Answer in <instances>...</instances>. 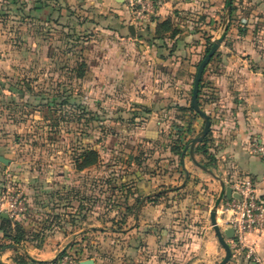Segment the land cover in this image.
I'll return each instance as SVG.
<instances>
[{
    "label": "rangeland",
    "instance_id": "obj_1",
    "mask_svg": "<svg viewBox=\"0 0 264 264\" xmlns=\"http://www.w3.org/2000/svg\"><path fill=\"white\" fill-rule=\"evenodd\" d=\"M67 1L68 6L73 4L72 7H81L75 15L68 14L57 21L55 18H46L43 22L14 15L11 13V0L0 1V155L9 160L6 165L0 162V194L2 196L7 191L11 195L20 194L22 205L16 212H11V216L15 220L25 217L23 218L25 226L28 229L31 227L33 232H35L34 229L38 230L36 235L29 236L28 241L24 242L22 247L17 249L18 251L6 249V253L0 255V264H13L15 262L13 257L24 255V250L27 251L29 257L35 259L54 260L57 258L54 262L47 263L56 264L60 258L56 256L65 246L67 247L64 256L70 257L78 264L80 260L86 259H94L97 264H218L223 259L225 250L214 236L209 219V212L217 197L210 198L207 203V200L201 199V196L195 197V192H191V188L187 189V194L186 192L175 196L170 194L161 199V204L170 209L179 225L176 228L168 226L166 240L160 246V252L156 257L151 256L152 247H149L146 242L144 244L146 248L138 251L137 255L126 251V246L130 242L135 244L137 241L135 230L129 234V237L111 232L114 229L133 225L137 206L142 201V196L137 197L135 190L142 182L141 177L144 174L146 181L151 182V174L159 172L161 179L155 182L157 187L152 189L163 190L173 185L174 181L170 176L171 169H169L171 159L164 161V166L154 162L160 160H157L158 156L165 155L164 151H161L163 147L154 142L149 144L142 139L138 132L141 130H124L120 138L112 135L111 130L117 125V121L111 120V112L114 109L106 94L109 93L105 89L107 86L99 79L87 81V85L83 86L75 81L76 78H73V72L70 69L74 67V62L83 49L86 51L87 60H95L96 63L100 61L99 53L103 49H94V44L98 41L104 43L105 38L101 32L104 33L106 30L101 29L99 23L96 25L97 28L94 27V23L98 21L95 20V13L98 17L99 11H103L105 15L108 14L110 4L103 3L102 0H93L94 3L91 0ZM215 11L217 13L214 14H218L216 16L200 12L186 20L190 22L193 30L201 31L205 37L214 41L220 37L225 25L228 24V19H225L226 11H228L227 5L223 4ZM211 16L214 20L209 18ZM112 23H114L113 19L108 18L104 25ZM230 28L226 32L223 43L229 36ZM34 34L35 39L39 40L40 36L41 43L51 49V57L46 64H43L45 62L39 63L36 57L28 58L26 41L29 38L28 35ZM94 40L97 41L94 42ZM195 54L196 63L199 55ZM210 64L211 62L207 67L208 75L214 76L216 71L214 67L211 69ZM212 65H215V62ZM95 69V71L99 70L98 67ZM162 70L160 68L157 73L161 77L163 75V79L168 80ZM191 70L186 93L187 102L191 100V84L197 67L194 66ZM134 73H131L130 77L136 74L139 78V74ZM27 80H32L33 83ZM160 85L158 80L157 86L154 85L151 91H156ZM29 86L33 87L35 94L39 95L62 93L63 91L66 94L78 95L82 103L98 112L99 122L87 121L92 115H87L82 118L81 122H78L76 112L70 106L65 107L59 113L46 107L40 108L37 106L38 96L27 104L30 98L25 100L24 96L27 94L24 90ZM10 87L12 90H9ZM138 87L144 89L142 84H133L129 88L133 90L132 93L129 90L122 93L115 86L112 90V95H114L112 97L114 100L116 97L117 101L123 98L126 104L130 105L133 103L130 98L133 99L132 96L136 95L135 91H139ZM145 87L149 86L145 85ZM85 88H88L86 95L84 94ZM215 96L211 94L206 98L207 101L203 102V109L213 119L217 117L219 107ZM170 103V101L167 102V105ZM101 107L104 108L101 109ZM170 115L166 114V119L169 120ZM144 118L142 115L139 121L143 122ZM200 121L199 132L203 128L204 119L201 117ZM88 147L95 148L99 152L100 161L92 167L77 171L72 161ZM133 154L140 159H129L128 156ZM147 159H151L153 164H143ZM8 169H10L11 180L6 183L2 179L4 173H8ZM125 176L128 177L126 181ZM184 178L183 174L175 182H181ZM192 181L197 184L201 182V179L194 177ZM197 189L209 192V186L206 184L198 186ZM60 190L63 191L62 194ZM78 191L79 194H77ZM189 192L194 195L191 200L195 201L192 203L199 205V208L193 209L196 210V216L192 218H190L192 204H189L191 203L190 198H187V195L191 194ZM100 197H104L105 200L101 204L103 212H98L97 215L90 211ZM153 201L157 202V199ZM71 202L78 209L80 216L88 215L87 221L82 223L81 227L87 229L88 225L93 224L101 227L99 229L102 230L89 232L78 239L71 236V232L64 230L67 226L66 221L71 218V210L66 208ZM129 204L131 206L126 207ZM28 205L42 210L48 208L50 214L45 210L34 213ZM4 207L6 209V206ZM23 207L26 209L24 212L20 210ZM219 216L224 219V216ZM200 221H206V227L200 224ZM220 226L222 230L226 228L224 221L223 223L220 221ZM57 230L61 231V235L65 234L68 237L59 240L56 236ZM194 239L200 241L194 242ZM226 239L232 249V258L227 264H263L261 256L257 254L260 259L257 262L248 257L246 249L237 245L234 238ZM201 240H205L203 248L207 251L203 252L202 257L197 255L196 251ZM140 246L143 245L140 243L139 248Z\"/></svg>",
    "mask_w": 264,
    "mask_h": 264
},
{
    "label": "crops",
    "instance_id": "obj_2",
    "mask_svg": "<svg viewBox=\"0 0 264 264\" xmlns=\"http://www.w3.org/2000/svg\"><path fill=\"white\" fill-rule=\"evenodd\" d=\"M0 1L3 2L4 0ZM18 1L19 3L16 0H11V13L17 16H24L25 19L36 22H43L48 15L57 21L58 19L66 17L68 14L75 15L77 13L76 11L81 8L72 7L73 4H71L72 12H70L68 8H64V5L68 4L67 0H51V5H55L56 7L54 10L50 8L32 10L35 0ZM91 2L94 3L93 0ZM102 2L110 4L109 13L105 15L103 11H99L97 13L100 14L99 17L95 13V20L98 21L95 22L96 24L94 23V27L97 28L96 25L99 23L101 29L106 30L104 33L101 32L105 40L104 43H99V41L97 44L95 43L94 49L99 50L97 48H102L103 51L99 53L101 59L97 63L95 60H87L88 71L85 82L82 84L86 86L87 81L99 79V81L107 86L105 89L109 93L106 94H108L109 101L114 109L111 112V120L117 121V125L111 130L112 135L120 138L124 130H141V132H138L139 136H142V139H145L149 144L154 142L163 147L161 151H164L165 155L158 156L157 160H160H155L154 162H157L160 166H164V161L171 159L169 169H171L170 176L174 182L178 177L183 174L185 175L183 181L173 182L170 188L159 190L152 189L157 187L155 182L161 179L159 172H157L158 174H151V182L146 181L144 174L141 177L142 182L139 183V187L135 190L137 197L142 196V201L137 206V213L133 225L111 231L129 237V234L135 230L137 234L136 245L130 242L126 246V251L130 254L135 253L137 255L138 251L146 248V245H144L146 242L147 245L149 244V247H152L151 256L156 257L160 252V246L166 240L168 226L170 225V227L172 226L171 228H176L179 225L178 221H176L177 218L174 217L175 215L172 214L170 209L161 204V199L165 196H169L170 194L175 196L182 194V192H186L187 194V189L191 188V192H195V197L201 196V199L207 200L208 203L210 198L214 199L215 197H219L222 184L225 187H229L231 182L247 177L253 181L257 194L264 197V160L251 152L252 139L264 143V0H246L244 2L243 0H233V5H237L236 16H234L235 21L231 25L228 38H226L225 42L218 49L221 55L218 54V58L214 59L217 61L213 60L210 64L212 66L211 69L213 67L215 68L216 73L214 76L208 75L209 71L206 68L204 80L207 88L202 101H207L206 98L214 94L216 95L215 99L219 107L217 117L214 119L211 117L212 141L210 143L211 152L217 159V163L214 166L205 167V169L199 165V161L203 159V156L195 152L197 145L194 148V159L189 152V148L185 155H181L180 158L171 150L174 144L173 141H176L180 135L187 137L184 139V143H187L195 137L199 133L198 128L201 122L200 115H192L180 108L189 104L186 101L187 86L189 84L190 73L192 72L191 69L194 67L196 61L195 53L199 52L197 46L198 33L192 29L190 22L186 19L200 12L213 15L217 13L215 9H218L223 4L227 5L226 0H159L160 3L155 9L156 13L153 19L142 25H134L132 23L131 14L125 2L122 0H102ZM6 3L10 4L9 2ZM21 4L26 6L25 9H19ZM214 15L216 16L218 14ZM230 16L231 14L228 15L226 11L225 19H228L227 28ZM108 18L113 19L114 23L104 25V22ZM209 18L213 19L212 16ZM168 19L172 21L174 27L180 30V33L174 38L169 37L170 31H165L157 35L158 24ZM130 25L135 27L134 34L129 30ZM98 35L100 36V33ZM28 36L29 38L26 41L28 58L32 59L36 57L39 63L45 62L43 64H46L49 57H51L50 47L41 43L42 39L40 36L39 40L33 37L36 36L35 34ZM97 40H94V42ZM83 51L86 56V51ZM214 62L215 65H212ZM31 63L33 62L31 61ZM32 66L34 67V63ZM96 67L99 68L98 71H95ZM160 68L163 69L162 73L168 77V80L163 79V75L161 77L157 73ZM153 69L154 71H152ZM133 72L138 73L139 78L135 73L136 77L135 75L130 77V74ZM158 80L161 85L158 86L156 91L152 92L151 88L154 85L157 86ZM27 81L33 83L32 80ZM75 81L77 82L78 80L75 79ZM133 84H142L144 87L143 90L138 87L139 91H135L136 95L132 96L133 99L130 98L133 103L130 105L126 104V100L122 97L118 101L116 97L115 100L113 99L112 96L114 95H112V90L115 86L118 87L119 92L123 93L125 90L128 91ZM145 85L149 87H145ZM129 91L132 93L133 90L131 89ZM87 92L88 88H85L84 94L86 95ZM26 94L29 97L25 95V100L31 98L29 93ZM169 101L171 103L167 105ZM103 108L101 107V109ZM89 109L95 114L96 111H93L91 107ZM166 114H171L169 120L168 118L166 119ZM142 115L145 118L143 122H140L139 120ZM161 116L163 118L160 119ZM136 156L133 154L130 157L128 156V158L140 159V157ZM145 161L146 163L144 162L143 164H153L151 159ZM9 170L7 174L6 172L4 173L3 182L6 181V183H9L11 180ZM194 177L201 179V182L195 184L196 182L192 181ZM127 178V176L124 177L125 181ZM203 184L209 186V192L197 189L198 186H202ZM2 186L8 187L7 185ZM60 192L61 194L63 193L61 190ZM77 194H79V191ZM186 194L183 195L185 196L184 198H186ZM188 197L191 202L189 204H192L191 213L189 212L190 218H192L196 216V210L193 209L196 207L199 208V205L192 203V201H195L191 200L194 197L192 193L188 194ZM155 199H157V202L153 201ZM69 205L66 208L71 210V218L66 221L67 226L64 227V230L71 232V236H75L78 239L89 232L102 230L99 229L101 227L93 224L88 225L87 229L81 227V224L87 221L88 215L83 214L80 216L74 203L71 202ZM4 206L6 205H2L0 194V216L10 221H20L25 226V220L23 219L25 217L15 220ZM129 206L131 205L129 204L126 207ZM30 209L34 213L36 211L44 212L47 209L45 210L46 213L50 214L48 208L41 210L30 205ZM90 212L99 214L93 209ZM1 217L0 229L3 225ZM190 218L189 220H191ZM217 218L220 226V221L223 223V218L219 215ZM200 222V224L206 227V221ZM69 228L70 230H68ZM34 230L35 232L38 231L37 229ZM213 231L214 236L218 239L214 229ZM57 233L56 236L59 237V240L68 237L65 234L61 235L60 230H57ZM1 234L0 230V245L3 243L10 244L9 240L1 237ZM196 241L198 242L200 240L194 239V242ZM201 241L196 251L197 255H201L202 257L204 256L203 252L207 251L203 248L205 240ZM24 242L26 243L27 241H23L22 244ZM247 242L262 257L264 264V229L249 233L247 235ZM140 243L143 246L139 248ZM22 244L0 249V255H4L8 249L16 251L22 247ZM66 247L59 251L56 257H59V253L65 251ZM24 255L36 262L45 261L48 263L53 261L51 259L40 260L31 258L25 253ZM86 260H93V264H97L94 259ZM81 262L82 260L79 261V264ZM13 264L18 263L14 262Z\"/></svg>",
    "mask_w": 264,
    "mask_h": 264
},
{
    "label": "trees",
    "instance_id": "obj_3",
    "mask_svg": "<svg viewBox=\"0 0 264 264\" xmlns=\"http://www.w3.org/2000/svg\"><path fill=\"white\" fill-rule=\"evenodd\" d=\"M227 1L228 0H226V3ZM16 2L19 3L18 0H16ZM33 3L35 4H33L32 10H39L42 8L43 9L50 8L51 10L52 9L54 10L56 8L55 5H51V0H35ZM159 3H160L159 0H155L154 2L155 9L158 7ZM26 6L28 7V4ZM26 6L24 4L23 5L21 4L19 9L23 10L25 9ZM64 8L66 9L68 8L70 12H72V8L68 6V4H65ZM235 13H236V6H234L232 3L231 16H230V21H229L227 30H229L232 23L235 21V18H234ZM46 18L50 19V16L48 15ZM157 27H158L157 35H160L162 32H165V31H170L169 37L174 38L177 34L180 33V30L173 26V23L170 19L159 23ZM197 33H198L197 46L199 48V52L197 53V55H199V60L194 64V66L198 68V66L200 65V63L202 62L206 54L210 51L213 41L211 40V38L205 37V35H203L201 31L200 32L197 31ZM83 50L82 52L80 51V54L76 58L74 65H73L74 67L70 69V71L73 72L74 77L73 76L72 77L76 78L79 81V84H82L83 82H85L86 73L88 71V62L84 55ZM218 54H220L219 51L215 53V55L211 58L210 62H212L217 57ZM207 67L208 65L206 66V68ZM206 68L203 72V76H202L201 83H200L199 96H198L199 105L202 109H203V102H204L202 101V98L206 94L205 92L207 88L206 82L204 80ZM73 78L72 80H74ZM16 82L20 83V81H16ZM193 82L194 80L192 81V84H191V96H192ZM22 83L23 81L21 80V84ZM9 90H12V88L10 87ZM16 90L19 91V89H16ZM24 91L31 95V98L29 99L27 104L31 102V99H34L35 97L38 96L39 103L37 104V106L40 108L46 107L48 109L54 110L56 113H59V112H62L65 107L70 106L71 109L76 112L75 114L78 117L77 118L78 122H81L82 118H85L87 115H92L89 119H87V121H90V123L91 122L95 123L96 121L99 120V117L97 115L98 112L96 111L95 114H93L91 110L88 108V106L85 105V103H82L83 102L82 99L80 100L79 99L80 97L78 95H74V93L66 94L65 91H63L62 93L55 92L54 94L39 95L37 93L35 94L34 88L30 86L28 87V89ZM180 108L181 110L187 111L191 113L192 115H195V116L199 115L191 106V100L189 104L182 106ZM211 121H212V118H211ZM188 131H190V129H188ZM185 138L187 137L186 136L182 137V135H180L176 141H173L174 144L172 145L171 150L176 156H178V158L181 157V155L183 154V150L190 142L189 140L187 143H184ZM211 141L212 139H211V129H210L207 136L204 138V140L201 143L197 144L196 149H195V152L200 153L203 156V159L199 161V165L204 166L206 168L210 166H214L217 163V159L211 152V145H210ZM252 141H257V140L252 139ZM99 161H100L99 152L95 148L88 147V148L83 149L73 159L72 162L74 164V168L77 171L79 170L81 171V170H84L86 168L96 165ZM104 200H105L104 197H100L99 201L91 207V210L93 209L96 212H103L101 208L102 206L101 204L104 202ZM29 207L30 205H28V208ZM82 207L85 208V206L83 205ZM1 220L3 222V225L1 226V229H0L2 233L1 237L5 240H9L10 244H6V243L1 244L0 249L7 248L10 246H15V245L17 246L21 245L23 241H28L29 236L36 235L35 234L36 232H33L32 229L30 228L29 229L26 228L22 223H20V221H12V220L10 221L9 219L2 218V217H1ZM65 254H66V251H63L59 257L64 256ZM56 259H54L52 262H54ZM14 260L18 264H47V262L45 261L36 262L35 260L28 258L26 255H19V256L17 255L16 257H14Z\"/></svg>",
    "mask_w": 264,
    "mask_h": 264
},
{
    "label": "built area",
    "instance_id": "obj_4",
    "mask_svg": "<svg viewBox=\"0 0 264 264\" xmlns=\"http://www.w3.org/2000/svg\"><path fill=\"white\" fill-rule=\"evenodd\" d=\"M155 0H125V5L131 14L134 25L150 22L156 13ZM251 152L264 160V143L252 141ZM232 192H237L241 200L231 196L224 197L218 206V215L224 216V224L234 230L237 245L245 248L248 257L257 262L256 250L247 242V235L253 231L264 229V197L257 194L255 185L250 178H242L230 183ZM20 194L11 195L9 191L1 196L2 205H6L8 212H16L21 207ZM20 210H26L25 207ZM19 210V211H20ZM56 264H78L68 256H61Z\"/></svg>",
    "mask_w": 264,
    "mask_h": 264
},
{
    "label": "water",
    "instance_id": "obj_5",
    "mask_svg": "<svg viewBox=\"0 0 264 264\" xmlns=\"http://www.w3.org/2000/svg\"><path fill=\"white\" fill-rule=\"evenodd\" d=\"M122 1L125 2V0H122ZM231 2H232V0L227 1V8H228L227 13H228V15H230V11H231ZM134 29H135V27L133 25L129 26V30L133 34H134ZM226 32H227V25H225L224 30L221 33L220 37L213 41V44H212L210 51L206 54V56L204 57V59L202 60V62L200 63V65L197 68V71H196V74L194 77V82H193L191 106L204 119V125H203L202 130L195 137H193L190 140L189 144L185 147L183 154H182L183 156L185 155L187 149L189 148V152L194 159V148H195V146L204 140V138L207 136V134L209 133V131L211 129V125H212L211 118H210L209 114L205 110H203L199 105V99H198L199 89H200V83H201V79L203 76V72H204L206 66L209 64L211 58L215 55V53L217 52V50L219 49V47L223 43ZM0 161L5 163V164L9 163V160L3 156H0ZM201 167L205 169V167H203V166H201ZM231 196L241 200V196L239 193L232 192L230 187H225V185L222 184L221 193H220L219 197L216 199L214 206L210 210V221H211L212 227L215 230V233L218 237L220 244L225 249V256L218 264H227L232 258L231 245L229 244V242L227 241L226 238L233 239L234 238V230L231 227H227L224 230H221V227L219 226V221L217 218L218 206H219L220 202L222 201V199L224 197L230 198ZM24 252H25V254L28 255L26 250H24ZM60 255H61V253H59L58 256H60ZM81 264H93V260H84L81 262Z\"/></svg>",
    "mask_w": 264,
    "mask_h": 264
}]
</instances>
